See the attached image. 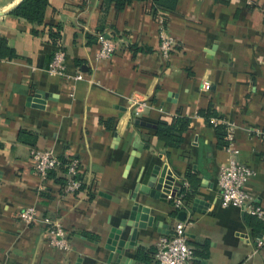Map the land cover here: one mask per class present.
Listing matches in <instances>:
<instances>
[{"label":"crops","instance_id":"1","mask_svg":"<svg viewBox=\"0 0 264 264\" xmlns=\"http://www.w3.org/2000/svg\"><path fill=\"white\" fill-rule=\"evenodd\" d=\"M20 2L0 0V264H157V240L181 217L191 220L196 264H264L257 218L221 205L217 175L229 155L204 116L233 126L238 158L253 172L245 189L264 207V137L256 135L264 130V0H176L172 10L153 0L119 10L114 0H48L40 22L12 14ZM159 19L176 40L168 58ZM101 34L118 45L98 60ZM59 48L67 74L81 79L48 72ZM131 98L147 103L138 115ZM160 122L176 123L177 144L158 132ZM33 147L78 157L86 192L58 198L63 172L43 181ZM154 170L160 197L144 190ZM179 193L188 195L184 214L173 206ZM137 203L148 209L137 212L143 227L128 225ZM29 205L59 219L70 250L48 244L43 222H19ZM118 227L119 241H134L122 256L107 247Z\"/></svg>","mask_w":264,"mask_h":264},{"label":"built area","instance_id":"2","mask_svg":"<svg viewBox=\"0 0 264 264\" xmlns=\"http://www.w3.org/2000/svg\"><path fill=\"white\" fill-rule=\"evenodd\" d=\"M264 23V7H261ZM264 37V33H263ZM159 51L164 58H168L176 44V40L170 35L164 26L163 19H159ZM118 41L101 34L99 36V49L95 54L98 60L108 59L115 51ZM65 50L59 48L52 56L48 64V72L56 76H68L76 80L81 79L79 74L70 76L67 74L65 64ZM130 104L135 106L134 114L138 115L147 106L145 101L130 99ZM210 123L213 125L223 124L225 127L226 145L228 152L227 161L220 167L217 175V185L220 190L221 205L224 207L233 205L242 208L247 214L264 221V207L253 201L252 195L245 189V184L252 175V169L238 158V150L235 147V136L233 126L226 120L212 117ZM256 135L264 137V130L256 131ZM30 157L34 171L45 181L52 170H61L65 182L63 183L58 198L68 195L79 196L86 192V184L78 175L82 170L81 160L71 154L66 155L63 160L52 149H30ZM187 205L184 194L179 193L173 199L175 210L181 211ZM19 222L24 226H31L39 222L45 224L47 242L51 247L68 251L71 249L70 236L62 226L58 218H40L35 205H29L21 209L18 214ZM191 224L188 218H177L169 233L159 237L155 245L154 258L157 264H196L195 251L189 243L186 232L187 226ZM257 246L264 244V234L255 239Z\"/></svg>","mask_w":264,"mask_h":264},{"label":"trees","instance_id":"3","mask_svg":"<svg viewBox=\"0 0 264 264\" xmlns=\"http://www.w3.org/2000/svg\"><path fill=\"white\" fill-rule=\"evenodd\" d=\"M114 2H115L116 9L119 10L126 4L132 2V0H114ZM175 2L176 0H153V3L155 6L168 9V10H172L174 8ZM47 4H48V0H21V2L12 10V14L24 17L32 22L34 21L40 22L43 19ZM52 36H56V34H52ZM0 49H1V46H0ZM204 116L206 117L208 122H210L211 116L218 117L217 115H210L207 113L204 114ZM176 123L168 126L166 123L160 122L157 128L158 132H163V131L168 132L169 133L168 135L170 137H173V141H175V144H177L180 141V137H177L175 134L176 131H179ZM214 127L217 130L219 141L221 142V144H223V146H225L226 145V139H225L226 131H225L224 125L220 123V124L214 125ZM30 137L31 139H34L35 136L30 134L28 131H23V130L20 131V138L23 141H26L32 144L33 140H30ZM184 199L186 200V202H188V195L184 194ZM249 216L254 217L252 215H249ZM254 218H257V217H254ZM252 226H253L252 229H254L257 232H260V230H264V221L257 218V221H255V223ZM138 258L146 263H149L151 260L150 257H148V255L141 253V252Z\"/></svg>","mask_w":264,"mask_h":264},{"label":"water","instance_id":"4","mask_svg":"<svg viewBox=\"0 0 264 264\" xmlns=\"http://www.w3.org/2000/svg\"><path fill=\"white\" fill-rule=\"evenodd\" d=\"M141 123L150 125V123H146V122H141ZM156 173H157V170H154L153 171V175L149 179L148 186H146L144 188V190L145 191L147 190V192L151 196L160 197V196H162L161 195L162 194L161 191H159V190L154 188V183L156 181ZM169 184H170V178L167 177L166 183L164 185V190H163L164 192H168ZM196 200L198 201V199H196ZM138 210H143L145 212L148 211L147 207H144L143 205H140L138 203L136 205H134V207H133V209H132V211L130 213V216H129L128 225H133L135 227H137V226H139V227L145 226V223H143V222L138 223V222L135 221L136 218H137ZM180 214H184V212L181 211ZM141 217L145 218V215H141ZM179 219H184V218L181 217ZM121 232H122V228L118 227V228L112 229V231L110 233V236H109V238L107 240V242H108L107 247L109 249L119 253L122 256V253H124V249L126 247H132L133 244H134V241L132 239L128 243H124L123 241H119V237H120V233ZM119 263H120V261H119Z\"/></svg>","mask_w":264,"mask_h":264}]
</instances>
